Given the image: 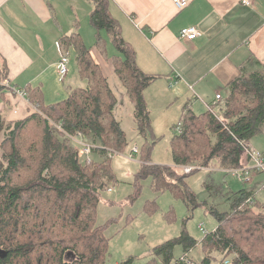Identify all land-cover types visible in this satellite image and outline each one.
Wrapping results in <instances>:
<instances>
[{
  "label": "trees",
  "instance_id": "1",
  "mask_svg": "<svg viewBox=\"0 0 264 264\" xmlns=\"http://www.w3.org/2000/svg\"><path fill=\"white\" fill-rule=\"evenodd\" d=\"M94 3L92 24L109 32L123 55L116 74L134 104L139 133L145 135L151 122L144 92L157 77L138 67L135 51L109 13L108 0ZM75 49L85 87L52 105L29 94L35 111L19 121H8L0 112V264H106L110 238L104 225H96L97 206L117 179L104 149L122 153L128 142L107 78L81 40ZM256 66L253 71L244 68L213 112L197 116L185 110L181 132L171 140L173 166L153 165L145 157L139 181L150 178L156 192H171L191 209L206 206L188 185L189 175L210 167L241 168L248 162L243 142L249 143L264 125V64ZM78 134L101 147L93 154L106 160L84 162L70 138ZM185 166L196 169L182 173ZM209 212L219 226L200 242L183 231L154 249L164 264H212L215 253L235 254L232 263L244 264L258 250L264 255V205L252 191L233 193L226 211L211 207ZM200 245L203 255L196 261L190 254ZM176 246L183 247L184 255L174 260Z\"/></svg>",
  "mask_w": 264,
  "mask_h": 264
},
{
  "label": "crops",
  "instance_id": "2",
  "mask_svg": "<svg viewBox=\"0 0 264 264\" xmlns=\"http://www.w3.org/2000/svg\"><path fill=\"white\" fill-rule=\"evenodd\" d=\"M95 7L94 0H0V112L8 121L35 111L30 95L52 105L84 87H76L86 81L76 40L83 42L107 80L116 74L123 55L110 33L92 24ZM108 10L135 51L138 67L157 77L152 86L163 80L174 100L184 103L176 129L185 110L197 116L207 112L244 68L253 71L257 63L264 64V0H253L251 6L243 0H191L181 11L172 0H108ZM189 27L198 28L200 36L180 39V32ZM60 49L70 60L64 81L58 73ZM256 147L264 154V146ZM263 175L253 174L252 181ZM248 191L256 199L257 189ZM202 249L200 245L194 251Z\"/></svg>",
  "mask_w": 264,
  "mask_h": 264
},
{
  "label": "rangeland",
  "instance_id": "3",
  "mask_svg": "<svg viewBox=\"0 0 264 264\" xmlns=\"http://www.w3.org/2000/svg\"><path fill=\"white\" fill-rule=\"evenodd\" d=\"M108 80L118 99L114 113L126 134L128 145L124 152H117L112 157L111 167L117 182L102 194L97 206L96 225H104L105 234L110 238L106 264H122L129 260L130 264H164L154 253L157 246L179 237L183 231L200 242L205 237L200 227L205 229L206 234H210L219 226L209 209L214 207L220 211L228 210L232 194L240 190L257 189L256 200L264 205V175L258 181L254 177L251 183H245L234 177L230 169L210 167L199 170L187 179L199 202H206V206L195 209L188 207L171 192H156L150 178L139 181L137 176L145 157L153 165L173 166L171 140L177 134L176 125L184 103L182 100H174L163 80L150 85V95L145 98L151 128L145 135H141L135 120V107L127 89L116 74H112ZM86 84V81L80 80L76 87H85ZM82 140L92 142L84 137ZM252 140V148L257 149L256 145L264 146V126ZM75 148L77 151V148L80 151L82 149L81 146ZM134 149L137 151L134 152ZM80 158L84 157L81 155ZM92 159L100 163L106 157L92 154ZM227 170L230 171L226 172ZM181 172L185 173L184 170ZM206 185L212 190L208 191ZM183 255V247L176 246L174 260ZM201 255L203 251L191 253L196 261L201 260ZM235 257V254L225 256L215 253L212 264H226L225 258L233 262ZM250 257L251 261L244 264H264V255L259 250Z\"/></svg>",
  "mask_w": 264,
  "mask_h": 264
},
{
  "label": "built area",
  "instance_id": "4",
  "mask_svg": "<svg viewBox=\"0 0 264 264\" xmlns=\"http://www.w3.org/2000/svg\"><path fill=\"white\" fill-rule=\"evenodd\" d=\"M191 0H172L174 5L177 7L179 11L184 10ZM253 3V0H243V4L246 6H251ZM200 31L196 27H189L185 28L180 32V39L192 41L195 40L198 36H200ZM60 61L58 63V73L60 81H64L67 74H68V64H69V57L66 55L62 50L60 49ZM13 91L20 96L26 97L27 93L24 90H20L18 88H12ZM223 104V97L221 95H217L215 102L212 106H209V111H214V108H217ZM217 116V115H216ZM217 118L220 120V118L217 116ZM181 132V124L177 127V133ZM70 137V136H69ZM72 141L81 146V151L78 152L79 156H83V161L86 163H92L94 160L92 159V154L94 153V150H101V147L94 145L93 143H88L83 139V136L81 134H78L76 137L71 136L70 137ZM244 146V154L246 157V160L248 161L244 166L237 169H232L230 173L234 177H237V179L245 182V183H251L253 174L255 173H262L264 174V154L261 152H258L254 150L249 143L243 142ZM107 152V158H112L114 155H117V151L112 149H104ZM137 151V149H134V152ZM196 169L193 166H185L183 167V170L185 173H190ZM201 231L206 234V231L203 227H200ZM226 264H232V262L227 261Z\"/></svg>",
  "mask_w": 264,
  "mask_h": 264
}]
</instances>
